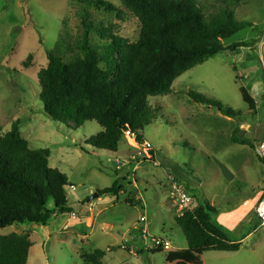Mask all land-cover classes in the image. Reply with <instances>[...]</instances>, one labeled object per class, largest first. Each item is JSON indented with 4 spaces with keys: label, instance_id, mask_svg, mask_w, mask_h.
I'll use <instances>...</instances> for the list:
<instances>
[{
    "label": "rangeland",
    "instance_id": "obj_1",
    "mask_svg": "<svg viewBox=\"0 0 264 264\" xmlns=\"http://www.w3.org/2000/svg\"><path fill=\"white\" fill-rule=\"evenodd\" d=\"M103 1L120 12L78 0H0V136L20 121L31 149L49 150L50 166L67 175L69 200L84 202V209L74 207L77 219L92 214L95 220V226L84 231L70 213L56 214L47 226L14 224L0 234L31 236L28 264H85L83 257L97 249L106 253L103 264H177L167 261L168 254L187 249L188 241L170 200V179L175 177L195 191L199 202L223 213L221 219L236 211L230 224L246 228L239 225L234 237L242 238L257 224L240 251L206 252L201 264H264V225L256 214L248 215L252 205L256 212L264 195V0H196L206 17L231 9L238 21L249 23L225 42L247 46L195 66L175 80L171 94L149 99L155 120L143 136L155 150L156 164L144 157L130 162L145 148L138 149L126 136L117 154L94 150L86 143L103 130L97 122L77 129L55 122L40 99L38 76L48 66V52L67 64L84 57L89 24V42L102 57L110 32L129 43L139 40L141 23L123 1ZM101 67L106 68L104 62ZM242 87L254 97L255 113L244 102ZM191 93L219 101L235 115L196 103ZM116 182L118 199L106 194L105 202L90 210L94 205L89 199ZM143 216L146 223L140 221ZM142 228L149 233L148 247L141 239ZM153 237L170 242V249L152 248Z\"/></svg>",
    "mask_w": 264,
    "mask_h": 264
},
{
    "label": "trees",
    "instance_id": "obj_2",
    "mask_svg": "<svg viewBox=\"0 0 264 264\" xmlns=\"http://www.w3.org/2000/svg\"><path fill=\"white\" fill-rule=\"evenodd\" d=\"M78 1L120 12L103 0ZM122 1L141 23L142 31L136 43L110 32V42L102 57L89 42L92 30L89 24L82 47L84 57L67 64L49 51L48 66L38 76L40 99L52 120L76 129L87 122H97L103 130L86 144L96 151L112 154H117L120 144L126 142L128 130L136 135L140 145L146 142L143 133L155 120V111L149 103L151 97L171 94L175 80L182 74L222 52L247 46L245 43L226 46L225 42L250 26L238 21L231 9L206 17L196 0L183 4L170 0ZM240 91L250 111L255 113L257 105L250 91L246 87ZM190 97L227 116L235 115L219 101L195 93ZM83 150L87 151L85 147ZM150 153L152 159L144 161L156 164L154 150ZM49 156V150L31 149L21 134L20 121L0 136V230L25 223L47 226L56 214L74 213L68 198V177L50 166ZM117 185L118 182L98 194L118 197ZM187 189L197 198L194 190ZM217 215L215 207L199 202L195 211L177 218L188 248L169 253L167 261L201 264L199 259L206 252L240 251L242 240L255 231L257 224L253 230L247 229L239 240L217 222ZM33 246L29 234H0V264H28ZM105 255L97 249L84 256L83 261L103 264L101 259Z\"/></svg>",
    "mask_w": 264,
    "mask_h": 264
},
{
    "label": "built area",
    "instance_id": "obj_3",
    "mask_svg": "<svg viewBox=\"0 0 264 264\" xmlns=\"http://www.w3.org/2000/svg\"><path fill=\"white\" fill-rule=\"evenodd\" d=\"M126 137H128L133 143L137 146L138 149H140V146H142L144 149L143 153L139 152L138 157L132 156V160L140 159L141 157H144L145 159H152L150 151L153 149V146L145 142L143 145H140L137 141V137L135 134H133L130 130H128L125 133ZM170 200L177 206V210L179 212V216H183L185 213L193 212L195 211L199 206V201L197 198L194 197V195L187 189L185 185H183L181 182H179L175 177H172L170 179ZM256 215L262 225H264V195L259 201L256 209ZM142 223L147 222L146 217H142L140 220ZM139 232L141 234V239L143 241L144 246H147V241L149 240V233L146 228L139 229ZM154 247H160L164 248L166 250L170 249V242L163 240L161 238H152V248Z\"/></svg>",
    "mask_w": 264,
    "mask_h": 264
},
{
    "label": "crops",
    "instance_id": "obj_4",
    "mask_svg": "<svg viewBox=\"0 0 264 264\" xmlns=\"http://www.w3.org/2000/svg\"><path fill=\"white\" fill-rule=\"evenodd\" d=\"M154 150V149H153ZM154 152H155V150H154ZM155 159H156V153H155ZM129 160H130V162H132V163H135V162H133V161H131L132 159L131 158H129ZM129 162V163H130ZM136 164H138V165H140V163H136ZM117 165H122V163H117ZM136 182V181H135ZM137 183V182H136ZM132 190H134V191H136L137 193H138V191H137V189H135V188H133ZM122 193H125V192H123L122 191ZM117 197V196H116ZM104 198V195H102V196H100L99 195V197L97 198L98 200H93L92 202H88V203H92L93 205H94V207H92L90 210H94L95 209V207H97V206H99V205H101L102 203H104L105 202V200L106 199H103ZM117 199H118V197H117ZM137 199L140 201V203H142V198H140V197H137ZM81 201V202H80ZM80 201H76L75 203L74 202H72V204H73V206L75 207V209L77 210V209H84L85 208V206H84V202L80 199ZM80 202V203H79ZM246 204H248V207L252 204V203H250V202H248V203H246ZM212 206H213V204H212ZM103 209V208H102ZM103 211V210H102ZM101 213V212H100ZM236 213V211L234 210V211H232V212H228V213H225V218L224 219H221V216H222V214L223 213H221L220 214V212L218 211V215H217V222H219L221 225H223L224 227H226L227 229H229L228 227L231 225L230 223H231V221H232V217H233V215ZM71 214V218H72V220H79V222H80V224H81V226H82V230H84V231H86L89 227H94L95 226V220L92 218L93 216H92V214H90V217H88V218H84V217H81V216H79L78 217V219H77V217L75 216L76 214L75 213H70ZM251 214H253V216L256 214V212H255V208L253 207V205L252 206H250V208H249V210H248V215L251 217ZM256 217H257V215H256ZM258 218V217H257ZM229 225V226H228ZM239 223L238 224H236V225H234V226H232L231 225V233L233 234V236L235 235L233 232H234V230L237 228H239ZM245 225V224H244ZM244 225H240V226H244ZM106 226H111L112 227V224H106ZM234 227V228H233ZM244 228H246V226H244ZM233 229V230H232ZM132 233V232H131ZM253 233V232H252ZM252 233L249 235V236H247V237H245V239L246 238H248V237H250L251 235H252ZM235 238H237V239H242L240 236H236ZM242 241H244V240H242ZM141 250V249H140ZM106 256V255H105ZM175 263H177L178 264V262H175Z\"/></svg>",
    "mask_w": 264,
    "mask_h": 264
},
{
    "label": "water",
    "instance_id": "obj_5",
    "mask_svg": "<svg viewBox=\"0 0 264 264\" xmlns=\"http://www.w3.org/2000/svg\"><path fill=\"white\" fill-rule=\"evenodd\" d=\"M99 197V194L97 193L95 196H93L91 199H89L88 202H92L93 200L97 199Z\"/></svg>",
    "mask_w": 264,
    "mask_h": 264
}]
</instances>
